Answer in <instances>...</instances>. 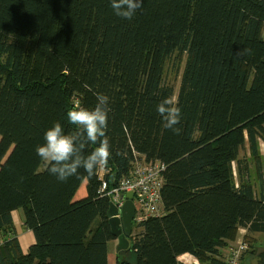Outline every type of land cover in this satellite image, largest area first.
<instances>
[{"label": "trees", "instance_id": "1", "mask_svg": "<svg viewBox=\"0 0 264 264\" xmlns=\"http://www.w3.org/2000/svg\"><path fill=\"white\" fill-rule=\"evenodd\" d=\"M263 33L264 0H143L132 20L110 0H0V264H107L116 239L98 170L112 187L135 155L165 166L163 215L130 233L116 264H224L240 229L264 233ZM169 64L182 66L174 100ZM96 93L109 97L108 165L60 182L35 149L56 122L74 132L66 112L91 110ZM168 98L179 135L157 113ZM19 210L34 237L26 253L6 238Z\"/></svg>", "mask_w": 264, "mask_h": 264}, {"label": "clouds", "instance_id": "2", "mask_svg": "<svg viewBox=\"0 0 264 264\" xmlns=\"http://www.w3.org/2000/svg\"><path fill=\"white\" fill-rule=\"evenodd\" d=\"M113 13L125 20H132L142 9L143 0H110ZM250 49H242L237 56L250 54ZM97 103L90 110L85 107L74 108L66 112V118L76 130L66 134L61 123L56 122L44 133V143L35 149L36 155L49 167L50 175L60 182L79 175L83 169L89 178L100 168L108 165L110 142L106 135L109 119V97L96 93ZM157 113L161 116L164 127L179 135L182 113L179 106L171 98L163 100L157 106ZM88 145H97L91 152Z\"/></svg>", "mask_w": 264, "mask_h": 264}, {"label": "built area", "instance_id": "3", "mask_svg": "<svg viewBox=\"0 0 264 264\" xmlns=\"http://www.w3.org/2000/svg\"><path fill=\"white\" fill-rule=\"evenodd\" d=\"M165 166L160 162H146L143 157L135 155L132 168L127 176L120 178L114 186L101 178V171L98 170L100 179L99 192L109 200L114 207L115 213L112 218L121 219V210L126 200V195L131 194V201L134 206V215L131 225L141 230V225L151 218H159L163 215L161 206V189L165 184ZM121 226V225H120ZM131 231V237L134 234ZM0 238V245H1ZM248 250L245 243L231 246L227 249L224 264H241L242 257ZM194 260V264H199ZM178 263H182L178 260Z\"/></svg>", "mask_w": 264, "mask_h": 264}, {"label": "crops", "instance_id": "4", "mask_svg": "<svg viewBox=\"0 0 264 264\" xmlns=\"http://www.w3.org/2000/svg\"><path fill=\"white\" fill-rule=\"evenodd\" d=\"M85 196H86L85 184L83 183L80 186V188L78 189V191H77V193L75 195V200H81V199L85 198ZM96 217H97V212L93 208V209L90 210V212L88 214L87 225L81 229V232H82L83 229L86 228V232L85 233H87L89 227L94 222ZM12 222H13L14 232H13V234H11V233L9 234L8 233L6 238L9 237V236L16 238L18 240V242H19V245H20V248H21L22 252L26 253L28 248L34 243L33 234L23 227L22 217H21V214L18 211L13 212V214H12ZM2 235H4V234L0 233V236H2ZM246 235L249 238L254 239V237L252 236L254 234L247 233L246 230L240 229L238 231L236 240L234 242L229 243L226 248L220 250V255H221L222 260H224L225 257H226L227 249L229 247L234 246L235 244H237L241 240V238H244ZM116 246H117V242L116 241L109 242V244H108L107 264H116V253H117ZM242 259H243V257H242ZM178 260L182 262V263H178V264H194V260L197 261L195 258H193L190 255H182V256L178 257L177 261Z\"/></svg>", "mask_w": 264, "mask_h": 264}, {"label": "rangeland", "instance_id": "5", "mask_svg": "<svg viewBox=\"0 0 264 264\" xmlns=\"http://www.w3.org/2000/svg\"><path fill=\"white\" fill-rule=\"evenodd\" d=\"M263 35H264V33H263ZM170 66L171 65L169 64L167 71H166V81L174 89V98H173V100H174L176 93H177V90H178L182 66L180 67V69L178 70L177 73L174 71L173 68H170ZM260 151H261V154L264 156V146L262 143L260 144ZM241 157H242V154H241ZM257 189H258V185L255 186V190H257ZM18 212L21 214L20 210ZM85 232H86V228L82 230L83 234ZM139 232L140 231L137 229H135L133 231L134 234H137ZM252 234H254V235H252L254 237V239H252V241L250 240V243L248 241L243 240V238H241V240L239 239L240 241L237 244H235V245H238L239 243H245L247 246H249L248 251L245 252V254L243 255V259H242L243 261H241V264H258L257 254L261 251H264V233H252Z\"/></svg>", "mask_w": 264, "mask_h": 264}, {"label": "water", "instance_id": "6", "mask_svg": "<svg viewBox=\"0 0 264 264\" xmlns=\"http://www.w3.org/2000/svg\"><path fill=\"white\" fill-rule=\"evenodd\" d=\"M126 202L121 210V219L112 218L115 213L114 207L109 205L108 224L111 232L117 241L116 251H124L129 248L128 237L131 233V222L134 215V206L131 201V194L126 195ZM121 225V226H120Z\"/></svg>", "mask_w": 264, "mask_h": 264}]
</instances>
